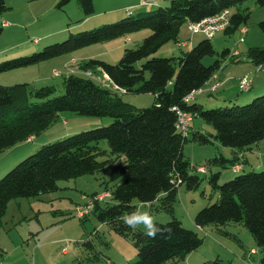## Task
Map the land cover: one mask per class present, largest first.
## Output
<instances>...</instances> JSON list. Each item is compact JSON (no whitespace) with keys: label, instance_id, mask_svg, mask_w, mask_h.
Returning a JSON list of instances; mask_svg holds the SVG:
<instances>
[{"label":"trees","instance_id":"16d2710c","mask_svg":"<svg viewBox=\"0 0 264 264\" xmlns=\"http://www.w3.org/2000/svg\"><path fill=\"white\" fill-rule=\"evenodd\" d=\"M72 1L59 0L56 8L63 9ZM136 1L125 17L113 23L70 33L66 40L29 57L0 63V73H4L142 30L149 31L135 48L124 49L116 64L99 59L78 64L80 71L95 72L100 68L120 90L104 88L82 73L66 76L62 82L63 93L59 96L54 95L53 86L0 85V153L31 137L36 139L60 113L111 119L108 125L43 145L0 178V229L9 202L56 192L61 181L107 169L109 181L114 184L110 198L115 203L101 207L95 200L93 213L99 222L132 243L136 261L128 264H178L203 244V238L195 230L185 228L174 217L179 188L197 189L201 179L195 172L203 167L204 174L209 171L206 179L217 198L195 214V227H210L217 235L237 242L239 239L227 227L246 228L262 254L260 264H264V171L238 174L219 183L220 172L211 170L228 166L244 168L249 164L245 152L264 139V95L244 105L230 100V105L212 109L199 102L184 101L190 93L208 85L230 56L229 48L220 53L210 39L204 38L177 58L156 57L165 44L179 43L180 30L188 22H198L224 10H229L230 18L223 33L231 37L246 26L250 17L249 12L241 11L240 7L249 1L264 6V0H163L162 4L157 0V5L151 6H139V0ZM76 2L84 18L95 13L93 0ZM146 7L150 9L132 12L133 8ZM234 8L236 11H232ZM10 9L6 0H0V14ZM258 27L264 35V19ZM2 34L0 28V37ZM205 57L217 58L205 65ZM245 59L256 67L263 66L264 45L248 48ZM122 94H151L154 99L151 106L138 108L123 101ZM174 107L199 117L214 133L189 129L188 135L183 136L176 129ZM101 141L106 142L108 150L99 147ZM214 141L229 148L231 158L215 155L203 166L196 167L184 154L188 142L207 145ZM134 201L148 206L150 211L167 213L171 220L156 224L171 232L157 234L152 239L144 235V230L124 226L119 217L137 209ZM86 246L92 249L90 244ZM203 264L232 263L217 256Z\"/></svg>","mask_w":264,"mask_h":264},{"label":"rangeland","instance_id":"374dc122","mask_svg":"<svg viewBox=\"0 0 264 264\" xmlns=\"http://www.w3.org/2000/svg\"><path fill=\"white\" fill-rule=\"evenodd\" d=\"M59 0H6L10 10L0 14V63L22 57H29L43 48L60 43L70 33L76 34L88 31L104 24L113 23L125 17L127 10L137 3L136 0H93L95 13L84 18L76 0L63 9H57ZM162 4L163 0H158ZM156 7H153V9ZM144 9H150L146 7ZM139 8H133L136 13ZM241 11L250 14L246 24V34L238 29L231 37L224 33L217 34L211 43L221 53L224 48L241 53L239 59L245 57L250 47L264 45V35L258 23L264 19V6H258L253 1L244 3ZM232 11H236L234 8ZM148 30H142L113 41L95 44L74 52L40 62L26 67L12 69L0 73V85L28 83L36 88L53 86L55 96L63 93V79L69 74L81 75L78 64L88 59H99L111 64L118 63L124 49L135 48ZM190 39L193 44L204 40L200 34L190 35L187 26L180 30V41ZM243 38V42H240ZM183 48L176 42H169L156 53L159 58H177ZM155 57V55L153 56ZM217 57H205L203 63L210 65ZM225 60L222 62V64ZM237 65V67H236ZM238 73H246L252 79V88L242 91L237 82L231 81L225 87L216 89L211 95L201 94L194 102H199L207 109L230 105L233 100L237 105L249 103L255 97L264 95V65L256 67L249 62L232 64ZM230 66L223 75L236 77L237 72L231 73ZM57 75H54V74ZM211 85V84H210ZM209 86V85H208ZM205 86V87H208ZM123 101L138 108L149 107L153 103L151 94H122ZM110 118L79 116L73 113H60L58 119L36 137L35 140L19 143L0 153V178L15 167L20 161L34 154L43 145L55 142L76 133L95 129L100 125H108ZM190 129L214 133L211 126L199 117H192ZM264 148V139L258 144ZM254 145V147H256ZM102 150H108L105 141L99 143ZM184 154L192 165L203 166L207 159L220 155L231 158V150L214 141L213 144L198 145L188 142L184 146ZM245 158H247L245 156ZM251 166L236 171L234 167L225 169L212 167L213 173L220 172L219 183L233 179L238 174L251 171H264V158L260 155L248 156ZM201 179L195 190H187L181 186L174 204V217L181 221L187 229L195 230L203 238V244L178 264H203L219 256L232 264H260L262 254L248 232L242 226L231 225L227 230L235 235L240 242L231 238L217 235L210 227L198 229L193 219L195 214L208 204L216 201L207 182L206 174L195 172ZM114 184L109 181L108 170L104 169L94 174L61 181L59 190L53 193L41 194L34 198H21L9 202L0 232L3 233L0 246V264H128L136 261V249L132 243L117 235L110 227L98 221L93 213V196H108L99 201L101 207L114 205L110 191ZM92 203V204H91ZM133 204L141 210L149 211L156 223H166L171 217L164 212L150 211L148 206L137 201ZM86 210L82 217L77 215V208ZM143 231V226L137 228ZM91 245L88 249L86 245ZM256 250L255 254L250 249ZM245 253V254H244ZM244 260H243V258Z\"/></svg>","mask_w":264,"mask_h":264},{"label":"built area","instance_id":"2783aa9c","mask_svg":"<svg viewBox=\"0 0 264 264\" xmlns=\"http://www.w3.org/2000/svg\"><path fill=\"white\" fill-rule=\"evenodd\" d=\"M151 5H157V0H139V6H151ZM229 18H230L229 10H224L215 16L205 18L201 21L188 22L186 26L191 36L200 34L204 38L211 40L217 34L222 33L225 30V28L229 25ZM239 30L242 35H245L247 32L245 26L240 27ZM240 42H243V38H240ZM178 44L183 49L188 48L191 45V40L188 39L186 41H179ZM234 55L235 56L238 55V52H234ZM81 73L86 77L91 78L92 80H94L104 88L111 90H120L116 85L113 84V82L110 80L108 75L105 72H103L100 68H97L95 72L93 70H85V71H81ZM54 75L57 74L55 73ZM205 86L208 85L206 84ZM205 86L190 93L187 97L184 98V101L188 103L194 101L198 95L204 93L212 94L219 87V84L216 83L209 85L208 87ZM251 86H252V79H250L248 76H243L238 80V88L242 91L249 90ZM173 110L176 111L177 114L176 129L183 136H187L189 133L192 116L177 109L176 107H174ZM197 171L199 173L200 172L204 173L205 170L203 167H198ZM106 196H108L107 193H104L103 195L95 196L92 202H94L95 200L101 201ZM84 213H86V210H82L81 207L77 208V215L79 217H82ZM250 253L255 254L256 252L251 250Z\"/></svg>","mask_w":264,"mask_h":264},{"label":"crops","instance_id":"0c3cea01","mask_svg":"<svg viewBox=\"0 0 264 264\" xmlns=\"http://www.w3.org/2000/svg\"><path fill=\"white\" fill-rule=\"evenodd\" d=\"M162 3H164V2H162ZM159 4H161V3H159ZM136 4L134 3L131 7H133V6H135ZM152 8V7H151ZM144 10H147V9H140L139 11H144ZM139 11H137V12H139ZM180 36V35H179ZM188 38H186V39H184V41L185 40H187ZM194 44L191 42V45H190V47H188V48H184V49H182L184 52H187L188 50H190L191 49V47L193 46ZM228 48V47H227ZM234 52H238V55H234ZM230 56H232V57H230ZM230 56L225 60V62L221 65V69L212 77V79L209 81V83H208V85H212V84H216V83H218V84H220V87L218 88V89H220V88H223V87H225V85L226 84H228L229 82H231V81H235L236 80V82H237V80H238V78H240V77H242V76H244L245 74H247V72L246 73H238V70L237 69H233L234 67L232 66V64H240V63H242V62H248L246 59H245V57L243 58V59H239V57L241 56V53L238 51V50H233V51H231V49H230ZM233 59H235V61L233 62V61H231V60H233ZM230 66H232V68L230 69L231 70V73H232V69H233V73H235V72H237V75H236V77H233V76H231V75H223V73H220V72H223L225 69H228ZM236 67H237V65H236ZM229 70V69H228ZM233 78H235V80L233 79ZM251 88H252V86H251ZM202 131V130H201ZM33 140H35V139H33L32 137L29 139V140H27L26 142H29V141H33ZM260 155L261 157H263L264 158V148L262 147V144H259V145H256V147H252V149L250 150V151H247V152H245V154H244V156H246L247 158V160H249L248 159V156H250V157H252L253 155ZM250 163V162H249ZM251 164L252 163H250L249 165L251 166ZM263 166H264V161H263ZM236 171H240V170H242L243 168L242 167H240V166H238V167H236V168H234ZM2 238H3V233L2 232H0V246H1V240H2ZM250 250H253L254 252H256V250H254L253 248L252 249H250ZM245 254V253H244ZM243 258V257H242ZM243 260H244V258H243Z\"/></svg>","mask_w":264,"mask_h":264},{"label":"clouds","instance_id":"9594fccd","mask_svg":"<svg viewBox=\"0 0 264 264\" xmlns=\"http://www.w3.org/2000/svg\"><path fill=\"white\" fill-rule=\"evenodd\" d=\"M122 224L130 229H136L143 226L144 235L149 238H156L157 234L163 235L165 232H171V229L157 226L153 216L149 211L137 208L135 211L119 217Z\"/></svg>","mask_w":264,"mask_h":264}]
</instances>
